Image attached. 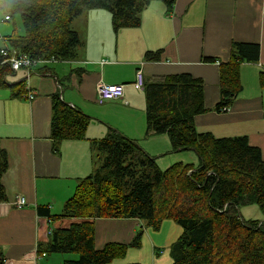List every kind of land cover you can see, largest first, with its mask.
<instances>
[{"label": "crops", "instance_id": "obj_1", "mask_svg": "<svg viewBox=\"0 0 264 264\" xmlns=\"http://www.w3.org/2000/svg\"><path fill=\"white\" fill-rule=\"evenodd\" d=\"M73 25L85 43L80 58L65 63L62 72L57 68L42 74L44 85L31 84L37 94L34 101L0 90V143L9 156L3 177L8 201L0 203V252L7 264H64L75 258L43 256L38 249L51 242V228L78 220L38 216L37 208L46 207L52 216L63 213L80 181L97 169L92 140L104 138L109 127L134 141L163 171L177 163L199 164L193 150L174 151L167 135L148 132L145 95L134 80L149 51L159 52L160 59L147 62V75L186 73L203 81L208 112L195 118L198 132L216 138L247 137L264 157V0H151L138 28L115 31L106 10L88 11ZM126 44H135L136 53H128ZM235 44L257 45L259 60L241 63L242 90L230 108L219 113L215 107L221 99L220 65L230 62ZM76 69L84 71L80 83L64 81ZM57 80L64 81L63 100L93 119L86 139L65 141L59 153L51 141L52 96L60 88ZM100 83L124 84L125 98L98 103ZM20 197L27 200L24 207L16 205ZM95 222L97 250L109 243L128 245L141 235V245L130 247L114 264H173L171 249L182 234L176 223L166 221L155 232L139 219L100 217Z\"/></svg>", "mask_w": 264, "mask_h": 264}, {"label": "trees", "instance_id": "obj_2", "mask_svg": "<svg viewBox=\"0 0 264 264\" xmlns=\"http://www.w3.org/2000/svg\"><path fill=\"white\" fill-rule=\"evenodd\" d=\"M150 1L0 0L5 21H14L18 14L24 30L23 35L15 32L4 38L0 90L9 89L13 98L27 101L32 92L34 101L37 94L27 78L15 83L7 80L18 72L8 61L14 52L37 61L76 62L85 47L73 28L76 19L88 11L106 10L112 15L115 31L138 28ZM3 52L8 53L6 57ZM259 54L257 45H233L230 62L220 65L221 99L215 111L226 112L234 103L242 90L239 66L258 61ZM145 58L157 62L160 53L149 51ZM47 66L39 71L51 70ZM83 72L72 70L64 81L78 84ZM57 81L60 88L52 96L51 141L54 152L59 153L65 141L86 139L93 119L63 100L64 81ZM143 90L148 132L167 135L174 151L193 150L199 164L177 163L163 171L134 141L109 127L104 138L92 140L97 169L80 181L63 213L52 216L46 207L37 208L38 216L78 220L51 228V242L38 251L75 257L64 264H114L130 247L141 245V235L128 245L109 243L97 250L95 218L139 219L155 232L166 221L181 227L182 234L171 249L173 264H264V157L260 149L251 146L247 137L219 139L197 131L195 118L208 112L202 80L186 73L146 74ZM8 169L9 156L0 143V203L8 201L3 185ZM108 185L116 190L117 199L109 194ZM89 187H96L92 196H88ZM252 206L259 208L262 219L244 218L242 210ZM5 260L0 252V264H7Z\"/></svg>", "mask_w": 264, "mask_h": 264}, {"label": "rangeland", "instance_id": "obj_3", "mask_svg": "<svg viewBox=\"0 0 264 264\" xmlns=\"http://www.w3.org/2000/svg\"><path fill=\"white\" fill-rule=\"evenodd\" d=\"M4 11L5 10H4L3 6L0 4V50L3 49L7 45V43L4 40V38L12 36L15 32L18 35H23L24 34L21 16L16 14L14 16V21H11V22L5 21V19H4L5 18V15H4L5 12ZM73 27H75V26L73 25ZM80 37L83 38L82 36H80ZM92 39H93V37H92ZM120 46L121 47L123 46L122 42H120ZM125 47L130 48V49H128V53H136V50L133 49V48H136L135 44H126ZM147 62H149V61H143V62L139 63V66L143 65V69L145 70V72H146V64H147ZM64 65H65V63H50V64H48L47 67L49 69H51L52 71L53 70H57V68H58L62 72L64 70ZM43 68H44L43 64H39V65L35 66L31 70V72H32L31 76H29L30 72L28 70H20V71L17 72V74L15 76L9 75L7 77V80H8L9 83L18 82V81L22 80L21 77L24 74L25 75L24 78H27V83L28 84L35 85L36 87L40 86L41 84L44 85L45 81L43 80L44 76H42V74H49L51 70H49V71L44 70V71L40 72L39 70H41ZM141 90L143 91V93L145 95L144 90L143 89H141ZM96 92H97V88H96ZM124 98H119L116 101L123 100ZM110 101H114V100H110ZM110 101H108V102H110ZM97 102H98V99H97ZM104 102H107V101H104ZM103 103H100V104H103ZM196 164H198V163H196ZM108 190H109V194L112 195L113 199H117L118 198V197L115 196L116 195V190H113V188L111 190L110 185H108ZM95 192H96V187H93V188L89 187L88 196L94 195ZM94 203L96 204L97 202L94 201ZM252 210L254 211V214H249V216H247L245 214V211L249 212V211H252ZM97 214H99V211L97 212ZM242 214H243V216H244V218L246 220H254V219H262L263 218V214H262V212H260V210H259V208L257 206H252L251 208H245L243 210ZM146 250H149V249L146 248ZM52 255H50V256H52ZM68 257H70V255H67V258ZM137 263L143 264V263H140V261H138Z\"/></svg>", "mask_w": 264, "mask_h": 264}, {"label": "built area", "instance_id": "obj_4", "mask_svg": "<svg viewBox=\"0 0 264 264\" xmlns=\"http://www.w3.org/2000/svg\"><path fill=\"white\" fill-rule=\"evenodd\" d=\"M6 19H9L7 17ZM4 56H7V52H3ZM8 61L11 63L13 70L15 71H20L22 69L28 70L31 72L32 68L39 64L48 65L52 63L53 61H37L31 59L28 55L25 54H19L17 52L13 53V56L8 59ZM31 73H29V76ZM145 80H146V72L143 69V65H138V69L135 74V80H134V85L139 88L143 89L145 85ZM30 86V84H28ZM125 97V86L124 84H106V83H100L97 86V99L99 103H103L104 101H110V100H117L119 98H124ZM28 99L31 101L34 99V94L31 92L28 95ZM27 204V200L24 197L18 198L16 201V205L18 207H23ZM43 256H45L43 254Z\"/></svg>", "mask_w": 264, "mask_h": 264}, {"label": "clouds", "instance_id": "obj_5", "mask_svg": "<svg viewBox=\"0 0 264 264\" xmlns=\"http://www.w3.org/2000/svg\"><path fill=\"white\" fill-rule=\"evenodd\" d=\"M43 255V254H42ZM46 256V254H44Z\"/></svg>", "mask_w": 264, "mask_h": 264}]
</instances>
